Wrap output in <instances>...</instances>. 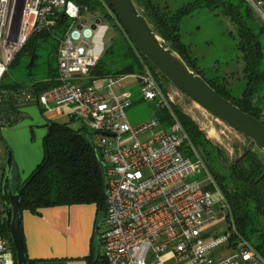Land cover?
Here are the masks:
<instances>
[{"label":"built area","instance_id":"1","mask_svg":"<svg viewBox=\"0 0 264 264\" xmlns=\"http://www.w3.org/2000/svg\"><path fill=\"white\" fill-rule=\"evenodd\" d=\"M97 1L103 11L74 0H0V129L12 122L8 108L20 113V107L32 104L48 114L82 120L104 171L106 210L97 231L107 264H171L172 259L179 264H264V256L238 235L224 194L150 65L118 76L92 72L100 59L97 34L107 28L102 17L123 26L113 6ZM246 2L264 23V0ZM62 18L69 24L57 37L53 85L37 89L32 81L4 87L9 65L32 36L52 32ZM127 77L135 79L133 85L123 84ZM134 85L144 100L167 111L170 122L158 116L137 123L127 119ZM4 217L0 175V264H16ZM224 220L227 229L213 233L212 227ZM228 246L227 254L218 252Z\"/></svg>","mask_w":264,"mask_h":264},{"label":"trees","instance_id":"2","mask_svg":"<svg viewBox=\"0 0 264 264\" xmlns=\"http://www.w3.org/2000/svg\"><path fill=\"white\" fill-rule=\"evenodd\" d=\"M74 1L79 4L89 5L92 11L95 7H99V10L103 11L102 5L97 0ZM106 1L112 6L110 0ZM136 1L144 8L145 15L159 35L166 41H170L173 48L181 54L192 68L203 75L220 94L231 99L244 111L262 120L260 106L258 103L253 102V98L259 92L260 83L264 81V71L260 68L264 56V46L261 41V35L264 33V23L256 16L246 0L245 2L248 7H245L240 1L234 3L230 0H189L175 9L162 6L156 0ZM219 7L223 8V13L230 17L231 22L236 27L237 48L244 62L243 70L246 77V86L238 97H232L229 93L215 86L210 80L211 77L206 76L205 69L199 67L198 62L191 59L184 52V49H187V44L182 40L181 34L183 17L202 8L215 9ZM102 19L108 22L112 21L108 17H102ZM255 20L262 27H259ZM112 22L110 25L115 27L120 26L118 23ZM68 24V19L62 18L60 24L52 32L33 35L26 46L31 41L30 50L35 54L37 47L36 39L47 35L55 39L57 44V37L63 35ZM120 27L125 31L123 26ZM116 29L119 30L118 28ZM125 33L127 34L126 31ZM127 36L125 45L133 61L127 65L125 64L118 72H123L124 74L140 72L143 69L144 63H147L154 71H157L149 60L139 53L128 34ZM110 49L111 47L108 48V50ZM108 53L110 54L111 51ZM106 64L107 61L100 58L92 72L96 76L110 74L108 72L110 69L107 68ZM166 80L168 79L166 78ZM32 81L34 80L32 79ZM53 83L52 80L46 85L36 82L35 86L37 89H44L52 86ZM20 84L23 83L8 84L3 80L4 87H15ZM8 111L12 116L11 124H13L20 117V113H17L12 108H8ZM175 112L184 126L190 141L202 155L197 145L198 142L206 143L202 132L187 116L178 112L177 109ZM158 116L162 120L170 122L169 115L165 109ZM71 118V120L76 119L75 117ZM47 121L48 129L43 141V159L26 180L21 182L23 186L30 179L21 196V212L24 209H28L33 213H38L40 208L46 206L91 202L97 204L100 212H105L106 183L104 171L94 145L85 134L86 128L84 125L75 128L70 124V121L60 122L51 119ZM262 121L264 122V120ZM185 150L192 154L191 150ZM202 157L230 206L238 235L249 240L256 250L264 256V152L260 151L256 146L248 149L247 145L244 153L231 163L227 181L215 175L208 160L204 155ZM1 179L2 193L5 181L6 201L9 202V176L6 178L4 173V175H1ZM229 180L230 182H228ZM19 190L17 189V191ZM3 231L11 240L6 217H4ZM95 233L99 237L97 227ZM22 235L24 239L23 228ZM99 240L101 241L100 238ZM32 262L33 260L29 258V264H32ZM87 264H107V260L105 255H101L99 252L97 254L92 253L88 257Z\"/></svg>","mask_w":264,"mask_h":264},{"label":"rangeland","instance_id":"3","mask_svg":"<svg viewBox=\"0 0 264 264\" xmlns=\"http://www.w3.org/2000/svg\"><path fill=\"white\" fill-rule=\"evenodd\" d=\"M187 1L189 0H177L176 4H183ZM230 1L234 3L240 1L248 7L245 0ZM222 9V7L202 8L183 17L182 40L188 43L187 49H183L191 59L198 60V66L205 69L206 76L211 77L210 80L215 86L232 97H238L246 86L244 62L237 48L236 27ZM94 10L97 12L99 7H95ZM112 23V21L103 20L107 28L99 30L96 37V50L100 52V58L107 61L106 65L110 69L108 70L110 75L118 76L124 74L118 71L133 60L125 45L127 34L120 26L110 25ZM256 23L262 27L259 22L256 21ZM261 41L264 46V33L261 35ZM36 43L35 54L30 50L32 44L30 41L15 57L4 75V82L29 84L33 79L37 83L46 85L52 80L58 65L56 58L58 41L56 44V40L47 35L38 37ZM109 47H111L110 50H108ZM260 68L264 71V56ZM155 74L166 96L167 94L172 96L173 109L187 116L200 129L206 143L198 142V148L208 160L215 175L227 181L231 163L244 153L250 139L184 94L169 80H166V77L158 70ZM134 81L133 77H127L123 80V84L133 85ZM132 91L134 93L133 103L126 110L127 119L130 122H142L163 112L162 107L142 98L139 85L132 86ZM253 102L259 104L260 116L264 120V81L260 83L259 92L255 94ZM19 111L20 117L13 124L0 129V175H4L6 171V150L8 148L12 151L14 160L12 169L14 192L21 189V182L25 181L42 161L43 141L48 129L47 112L42 111L38 105L22 106ZM79 123L82 124V120L76 119L70 122L75 128H79ZM19 183H21L19 187H16ZM223 215V211H220L219 217ZM217 225V229L222 232L227 229L228 222L224 220ZM101 255H104V252Z\"/></svg>","mask_w":264,"mask_h":264},{"label":"water","instance_id":"4","mask_svg":"<svg viewBox=\"0 0 264 264\" xmlns=\"http://www.w3.org/2000/svg\"><path fill=\"white\" fill-rule=\"evenodd\" d=\"M110 2L140 54L146 57L164 77L184 94L215 117L247 136L250 139L248 149L256 146L264 152V122L262 120L244 111L231 99L220 94L203 75L192 68L181 54L173 48L172 43L159 35L145 15L144 8L136 0H110ZM99 21L100 19L97 20V22ZM6 151L5 176L6 178L9 176V202L6 201L4 181L5 217L16 252V263L29 264L22 235L21 196L30 179L19 191H13L12 169L14 160L12 151L8 148Z\"/></svg>","mask_w":264,"mask_h":264},{"label":"crops","instance_id":"5","mask_svg":"<svg viewBox=\"0 0 264 264\" xmlns=\"http://www.w3.org/2000/svg\"><path fill=\"white\" fill-rule=\"evenodd\" d=\"M156 1L169 9L181 5L176 4L177 0ZM46 117L47 120L76 121L66 113H46ZM103 220L104 212L94 202L46 206L38 213L24 209L22 228L27 255L32 264H87L89 255L104 252L103 243L95 233ZM217 227H212L213 233L221 232ZM230 250L228 246L218 252L227 254ZM170 263L179 264L175 259Z\"/></svg>","mask_w":264,"mask_h":264},{"label":"flooded vegetation","instance_id":"6","mask_svg":"<svg viewBox=\"0 0 264 264\" xmlns=\"http://www.w3.org/2000/svg\"><path fill=\"white\" fill-rule=\"evenodd\" d=\"M19 185H20V183H19V184H17V186H16V187H19Z\"/></svg>","mask_w":264,"mask_h":264},{"label":"bare ground","instance_id":"7","mask_svg":"<svg viewBox=\"0 0 264 264\" xmlns=\"http://www.w3.org/2000/svg\"><path fill=\"white\" fill-rule=\"evenodd\" d=\"M211 134V133H210Z\"/></svg>","mask_w":264,"mask_h":264}]
</instances>
